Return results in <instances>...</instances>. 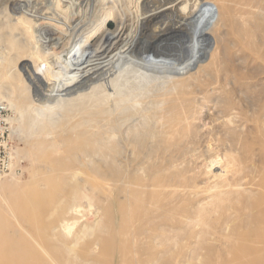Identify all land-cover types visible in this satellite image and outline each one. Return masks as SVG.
I'll list each match as a JSON object with an SVG mask.
<instances>
[{"label":"bare ground","instance_id":"6f19581e","mask_svg":"<svg viewBox=\"0 0 264 264\" xmlns=\"http://www.w3.org/2000/svg\"><path fill=\"white\" fill-rule=\"evenodd\" d=\"M251 4L1 0L0 102L38 174L0 202V264H264V72L218 46L264 27Z\"/></svg>","mask_w":264,"mask_h":264},{"label":"rangeland","instance_id":"374dc122","mask_svg":"<svg viewBox=\"0 0 264 264\" xmlns=\"http://www.w3.org/2000/svg\"><path fill=\"white\" fill-rule=\"evenodd\" d=\"M244 1L250 2V4L253 3L252 7L247 6L244 9L245 13H247L248 15H250V13L251 14L252 13L253 14L261 13L258 8H255V6L257 5L258 1L261 2V6H263L264 0H244ZM0 3H1V0H0ZM242 24H244V23H242ZM246 24L247 25H246L245 29H246L247 34H244V37H242L240 34V31H239L240 29H237L236 27L232 28L231 26H229V22L223 23V26L220 27V29H219V40H220L221 44L218 43V46L220 45L222 50L225 51V53H226V46H228V45L232 46L233 45V48H232L233 56L229 57L230 58L229 68L239 69L238 67H241L239 69L241 71L264 72V27L260 31H258L253 26L255 24V20H253L251 18L249 19V21ZM225 44H227V45H225ZM253 44L260 47L261 50L259 51V48ZM241 48H242V50H240ZM251 49L253 51L254 50L255 51L253 52V51H251ZM240 51H242V52L240 53ZM257 52H258V54H257ZM236 54L240 57H238V56L236 57ZM252 55L254 57L255 56H257V57L254 58ZM238 58H239V60H240V58H242V59L240 61H236V59H238ZM256 58H257V60H255ZM241 62H242V64H241ZM238 63H239V65H238ZM11 116H13V114H11ZM249 128H253V127L249 126ZM11 138H12L13 148L17 149V148L24 147V144L22 143L23 141L18 140L19 139L18 136H14V135L12 136V133H11ZM13 158H14V156H13ZM31 163H32L31 157L24 156L23 159L19 162L18 167H16V172H15V174L17 175L16 177L17 178L19 177L18 182L21 181L17 185L18 187H20L19 190L12 191L10 189L11 183L8 181L9 176H8V178L6 176L5 178H3V180H0V202L7 197L8 198L12 197L15 194H17V195L22 194L24 196H29L32 193V191H33L32 187L33 186L31 185V183H32L31 180L33 179V177L35 175L37 176L38 172L31 170ZM6 180L8 183L7 182L1 183V181H6ZM2 184H4L5 187L4 186L2 187ZM13 184L16 185L17 183L16 184L13 183ZM13 184H12V186L14 187ZM30 206H32V205H30Z\"/></svg>","mask_w":264,"mask_h":264},{"label":"built area","instance_id":"2783aa9c","mask_svg":"<svg viewBox=\"0 0 264 264\" xmlns=\"http://www.w3.org/2000/svg\"><path fill=\"white\" fill-rule=\"evenodd\" d=\"M11 110L5 103L0 102V177H5L16 172L13 158V143L8 119Z\"/></svg>","mask_w":264,"mask_h":264}]
</instances>
